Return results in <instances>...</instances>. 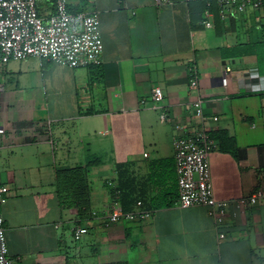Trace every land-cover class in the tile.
Masks as SVG:
<instances>
[{"label":"crops","instance_id":"1","mask_svg":"<svg viewBox=\"0 0 264 264\" xmlns=\"http://www.w3.org/2000/svg\"><path fill=\"white\" fill-rule=\"evenodd\" d=\"M69 8L99 14L100 65L28 57L0 69V181L9 187L3 214L16 263L264 264V196L235 217L231 207L220 239L206 206H179L174 149L175 138L201 126L192 108L201 96L218 145L209 155L215 196L264 193V91L240 87L250 68L259 69L264 6L224 17L206 1L69 0ZM38 9L48 16L55 3L40 0ZM208 9L211 27L203 23ZM237 47L253 51L224 57ZM228 65L233 75L224 86ZM194 68L198 90L190 87ZM90 159L99 164L82 178L89 208L81 218L77 208L61 206L58 171ZM108 180L130 195L128 211L150 210L151 217L107 225ZM78 225L88 232L76 240Z\"/></svg>","mask_w":264,"mask_h":264},{"label":"built area","instance_id":"2","mask_svg":"<svg viewBox=\"0 0 264 264\" xmlns=\"http://www.w3.org/2000/svg\"><path fill=\"white\" fill-rule=\"evenodd\" d=\"M40 0H0V69L11 60H22L28 57H39L72 68L100 65L104 51L101 33V20L97 12H72L69 0H53L55 11L41 15L38 9ZM186 4L195 1H206L208 5H217L222 17L228 11L244 12L248 8L259 9L264 0H155L158 5L175 3ZM203 23L212 26L211 10H206ZM233 75L230 65L226 66L222 83L229 84ZM201 85L197 68L192 69L190 87L198 90ZM240 87L247 92L264 91V74L257 67L250 68L248 77L241 80ZM1 89V88H0ZM164 97L163 90L157 86L152 93L153 101ZM192 108L199 118L201 126L187 135L174 140L176 173L179 186L178 204L182 208L203 205L208 208L209 215L219 230V238H225L226 232L221 227L227 216L235 217L244 208L256 204L264 196L258 189L249 196L235 200H221L215 196L210 168V153L218 147L205 127L206 116L203 100L199 96L192 103ZM161 118H166L162 114ZM218 120V117H213ZM5 129L0 125V134ZM147 155V154H146ZM109 187L116 188L112 180ZM9 187L0 181V264H17L12 257L8 245L3 208L8 202ZM111 210L106 217L110 225L122 220L145 221L152 215L150 210L140 209L125 211L119 199V190H115ZM88 232L87 227L78 225L74 232L76 240Z\"/></svg>","mask_w":264,"mask_h":264},{"label":"trees","instance_id":"3","mask_svg":"<svg viewBox=\"0 0 264 264\" xmlns=\"http://www.w3.org/2000/svg\"><path fill=\"white\" fill-rule=\"evenodd\" d=\"M252 51L253 50L251 49L243 50V49H238L237 47L233 49L229 48L227 50H223L222 53L224 57H230V56H237L243 52L250 53ZM256 53L258 57L259 70L262 74H264V55H263L264 52L257 49ZM211 137L214 138L215 135H211ZM97 163L98 162H93L90 159L87 161V163L84 166H79V167L70 168V169H62L58 171V175H59L58 193H59L61 206L63 209L77 208L78 216H82L81 218L85 217V215L88 212V208H89L87 204V200H88L87 198L89 195L88 193L84 191V189L81 190L82 178L84 177V174L86 173L87 169L90 166L97 164ZM115 190L120 191L119 199L121 201L123 209L125 211H128L130 207L125 202V198L126 197L129 198L130 195L123 193V189H121V187H119V185L117 186L116 184V188L115 189L113 188V193H112L113 198L115 196L114 194Z\"/></svg>","mask_w":264,"mask_h":264}]
</instances>
